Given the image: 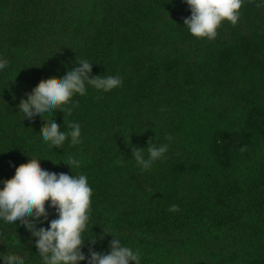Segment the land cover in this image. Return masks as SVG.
<instances>
[{
    "label": "trees",
    "instance_id": "1",
    "mask_svg": "<svg viewBox=\"0 0 264 264\" xmlns=\"http://www.w3.org/2000/svg\"><path fill=\"white\" fill-rule=\"evenodd\" d=\"M190 15L184 0H0V181L29 156L50 172L85 174L86 255L108 253L116 235L141 264H264V2L244 0L239 21L211 40L190 34ZM76 59L123 84L89 87L70 113L46 116L82 131L80 144L51 149L40 136L48 121L23 118L18 105ZM151 144L169 147L145 170L132 149L147 158ZM70 157L80 161L73 173ZM37 239L0 221V256L42 264Z\"/></svg>",
    "mask_w": 264,
    "mask_h": 264
},
{
    "label": "clouds",
    "instance_id": "2",
    "mask_svg": "<svg viewBox=\"0 0 264 264\" xmlns=\"http://www.w3.org/2000/svg\"><path fill=\"white\" fill-rule=\"evenodd\" d=\"M184 3L191 11V15L184 19V26L193 36L211 40L224 21L233 25L239 21L244 0H184ZM76 64L78 66L68 69L61 78L41 80L18 105L23 118L33 120L39 117L48 121L40 136L51 149L63 148L69 141L71 145L80 144L82 131L78 122L69 125V131H61L54 118L49 120L46 116H53L54 110L64 112L66 106L72 105L67 107L70 113L73 107H78V103L73 104V97L86 95L89 87L98 92H110L123 84L119 75L92 76L93 63L87 59H76ZM6 65L7 61L0 58V70ZM168 147V144L149 145L147 158L143 147L133 148L132 157L138 166L147 170L164 157ZM29 157L32 159L19 166L10 162V166L15 167L14 176L0 181L3 185L0 187V221L8 225L18 224L38 238L35 243L42 264H80L82 261L87 264H141V252L125 245L116 235H112L114 238L108 253L89 249L86 255L84 233L91 216L93 195L88 177L85 174L50 172L39 163L43 159ZM67 164L71 171L80 167V161L75 157H70ZM48 208L56 211V218L50 222ZM177 209L178 206L173 205L170 210ZM46 222L47 227L41 226ZM90 240L95 243V237ZM0 260L5 264H26L23 256L14 253L0 256Z\"/></svg>",
    "mask_w": 264,
    "mask_h": 264
}]
</instances>
